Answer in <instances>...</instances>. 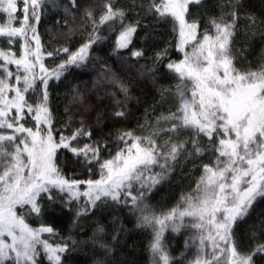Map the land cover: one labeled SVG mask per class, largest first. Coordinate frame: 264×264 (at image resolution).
I'll return each instance as SVG.
<instances>
[{
    "label": "snow or ice",
    "instance_id": "1",
    "mask_svg": "<svg viewBox=\"0 0 264 264\" xmlns=\"http://www.w3.org/2000/svg\"><path fill=\"white\" fill-rule=\"evenodd\" d=\"M67 2L73 9L79 7L77 0ZM18 3L23 4L21 20L15 15ZM43 3L44 0H0V13L7 14V23H0V38H7L9 46L15 40L24 41V54L20 58H15L10 51L0 50V60L4 61L0 64V129L12 130L9 134L0 132V264H39L41 251L50 264H62V254L70 245L41 239L42 233L54 235V229L43 224L38 229L32 228L25 222L24 215L17 213V206L21 209L28 206V213L41 215L43 207L38 198L46 194L45 198L55 203L54 190L65 207L74 200L79 201L81 195L87 198L85 205L77 209L74 223L86 214L87 205L95 208L97 202L107 204L109 200L127 204L130 199L132 211L139 213L137 227L153 229L151 251L155 264H172L162 244V234L168 227L177 231L185 226V217L192 218L190 226L196 230L193 243L197 244V255L190 264H254V256L264 255V243H257L249 253H240L233 228L251 212L258 199H264V65L255 71L235 67L230 45L237 11L226 13L232 17L230 21H225L223 16L219 21L213 19L214 32L198 38V24L189 22L186 14L190 5L199 4L201 0H152L151 9L160 17H171L178 25L180 51L196 41L192 52H184L180 62L167 64L178 76L177 109L157 121V124L164 121L167 127H157L146 136L121 133L118 138L125 147L100 163L98 143L83 146L72 143L81 137L91 138L83 122L71 135L61 133L59 139L55 137L47 85L50 76L58 80L69 67L82 66L87 61L89 48L101 37L90 34L76 52L64 48L67 59L50 72L41 61V42L35 26ZM52 3L58 6L56 0ZM238 6L239 0L230 4L233 9ZM68 10L65 7V12ZM125 16L126 11L116 8L112 0H105L98 21L91 8L84 10V17L93 24V33L106 23L120 22L123 30L116 41L117 50L127 48L137 30L134 24L124 25ZM29 33H32L30 37ZM132 55L141 57L143 52L134 51ZM163 55L166 50L158 53L156 60ZM10 64L16 65L15 72L9 70ZM37 66L42 74L38 78L43 89L38 102L32 105L25 100L24 93L35 87ZM111 82L127 96V87L114 74ZM13 91L15 95L9 97L7 93ZM25 110L34 114V127H25L21 122ZM115 115L123 116L124 112L118 111ZM185 130L190 138L179 139ZM161 132L169 133L162 144L156 139ZM202 138L207 139L209 147L201 143ZM61 148L77 158L82 157L85 165L99 163V178L86 181L65 178L54 161ZM209 150L216 159L202 166L203 174L195 189L162 216L145 214L149 210L146 205L141 206L143 200L167 178L178 158L199 157ZM156 167L159 172L153 171ZM81 184H87V190L82 193L78 190ZM64 195L67 199H63ZM122 230L118 229L112 240H117ZM104 234L105 227L98 223L90 239L100 249L110 252ZM252 235L255 239V229ZM77 243L72 241L71 246Z\"/></svg>",
    "mask_w": 264,
    "mask_h": 264
},
{
    "label": "trees",
    "instance_id": "2",
    "mask_svg": "<svg viewBox=\"0 0 264 264\" xmlns=\"http://www.w3.org/2000/svg\"><path fill=\"white\" fill-rule=\"evenodd\" d=\"M112 2L116 8L126 11L124 25L134 24L137 28L131 43L124 49L117 50L116 45L119 33L123 30L119 21L99 26L98 31L93 33V24L84 17V10L91 8L98 21L105 0H77L79 7L75 9L67 0H56L58 6H53L52 0H44L38 10L40 20L35 25L41 42V61L50 72L67 59L68 54L62 51L64 48L76 52L88 41L90 34L101 37L89 48L87 61L82 66L69 67L58 80L50 76L47 85L48 107L55 137L59 139L61 133L71 135L83 122L91 132V138L81 137L72 143L79 146L98 143L100 163L112 158L119 149L125 147L118 138L121 133L132 132L137 136H146L157 127L168 126L164 121L157 124L162 115L175 112L178 104L175 95L178 76L167 68V64L180 62L184 52L192 50V45L196 43L192 41L189 47L184 46V51H180L177 47L178 25L171 17H160L151 9L152 0ZM232 3L235 0H201V3L189 6L186 19L198 24L197 37H201L205 33L214 32L211 24L213 19L219 21L223 16L225 21H230L232 17L226 13L237 11L236 28L230 45L233 63L241 71L258 70L264 65V0H239L236 9L230 7ZM65 7L69 9L68 12H65ZM22 8L23 4L18 3L15 14L17 20L22 19ZM0 23H7V14L0 13ZM14 26L19 24L14 23ZM31 35L29 33V37ZM23 43V39L15 40L9 46L7 38H0V50L10 51L15 54V58H20L24 54ZM34 46L35 42L32 41ZM165 50L166 55L157 61V54ZM134 51H141L143 55L135 57L132 55ZM2 63L4 61L0 60ZM8 68L13 72L17 70L15 64L8 65ZM20 71L22 73L23 70ZM35 71V87L24 93L25 100L32 105L38 102L43 89L38 78L42 75L39 66ZM113 74L127 87V96L111 82ZM13 92L7 93L8 96ZM118 111H123L124 115L116 116ZM33 115L25 110L21 121L25 127L35 126ZM11 131L0 129L5 134ZM168 135L161 132L156 137L157 142L162 144ZM189 138L187 130L179 136L181 140ZM201 143L209 147L206 138H202ZM187 147L190 151L191 145ZM215 159V154L210 150L199 157H179L167 178L152 188L143 200L141 206L146 205L149 210L145 214L162 216L176 208L181 198L195 189L203 174L202 166L211 164ZM54 161L69 180L99 178V163L85 165L82 157L73 156L67 149H58ZM153 171L159 172L160 169L156 167ZM85 186L79 185L78 190L84 192ZM53 195H57L55 203L45 198L46 194L38 198V203L43 207L41 215L28 213V206L23 209L17 206V213L23 214L25 222L32 228L38 229L43 224L54 229V235L42 233L41 239H47L52 244L67 242L70 245L69 250L62 254V264H155L151 251L153 229L137 227L139 213L132 211L130 199L127 204L109 200L107 204L97 202L95 208L87 205L86 214L74 223L77 209L85 205L87 198L81 195L79 201L74 200L65 207L55 190ZM63 199H67V196L64 195ZM192 222V218L185 217V226L177 231L171 227L163 231L162 244L172 258V264H190L197 255V244L193 243L196 230L190 226ZM98 223L105 227L104 238L111 248L110 252H105L91 242L90 238ZM262 226L264 199H258L251 212L233 228L240 253H249L257 243H264ZM121 228L123 230L119 231L118 239L112 240V235ZM253 229L257 233L255 239ZM72 241L78 243L71 246ZM253 261L254 264H264V255L254 256ZM39 264H50L42 251Z\"/></svg>",
    "mask_w": 264,
    "mask_h": 264
},
{
    "label": "rangeland",
    "instance_id": "3",
    "mask_svg": "<svg viewBox=\"0 0 264 264\" xmlns=\"http://www.w3.org/2000/svg\"><path fill=\"white\" fill-rule=\"evenodd\" d=\"M198 38H202V36L201 37H198ZM192 43V42H191ZM190 43V44H191ZM190 44H188V45H185V46H190ZM192 52V50H190L188 53H191ZM15 95V93L13 92V94L11 95V96H9V97H13ZM87 190V184H86V186H85V191Z\"/></svg>",
    "mask_w": 264,
    "mask_h": 264
}]
</instances>
